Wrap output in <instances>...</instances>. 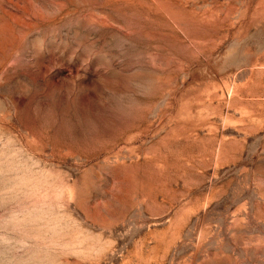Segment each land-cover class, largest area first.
Instances as JSON below:
<instances>
[{"label": "rangeland", "instance_id": "1", "mask_svg": "<svg viewBox=\"0 0 264 264\" xmlns=\"http://www.w3.org/2000/svg\"><path fill=\"white\" fill-rule=\"evenodd\" d=\"M0 264H264V0H0Z\"/></svg>", "mask_w": 264, "mask_h": 264}]
</instances>
